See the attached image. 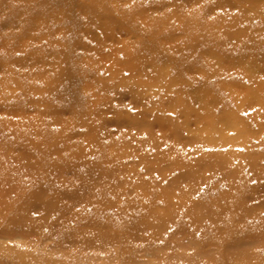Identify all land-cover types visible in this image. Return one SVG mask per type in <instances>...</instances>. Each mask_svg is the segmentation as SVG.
Segmentation results:
<instances>
[{
  "label": "rangeland",
  "instance_id": "obj_1",
  "mask_svg": "<svg viewBox=\"0 0 264 264\" xmlns=\"http://www.w3.org/2000/svg\"><path fill=\"white\" fill-rule=\"evenodd\" d=\"M0 264H264V0H0Z\"/></svg>",
  "mask_w": 264,
  "mask_h": 264
}]
</instances>
